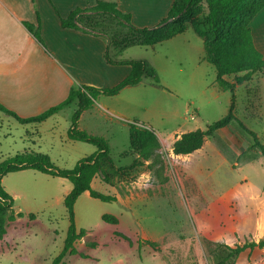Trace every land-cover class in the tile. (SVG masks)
<instances>
[{"label": "rangeland", "instance_id": "1", "mask_svg": "<svg viewBox=\"0 0 264 264\" xmlns=\"http://www.w3.org/2000/svg\"><path fill=\"white\" fill-rule=\"evenodd\" d=\"M206 12L203 5L192 17L202 19ZM99 19L101 23L95 25V30L109 37L123 35L126 31L111 17ZM187 32L195 37L191 29ZM146 47L132 46L115 57H143L148 50ZM181 49L183 47H171L176 53L164 62L167 68L156 71L160 84L166 83L167 90L151 86L146 78L134 94L141 105L139 112L146 117L141 127L155 135H165L162 131L171 129L176 122L184 132L204 130L228 111L231 93L221 90L216 83L214 66L206 61V65L196 68ZM232 78L227 77V80ZM253 84L236 89L235 114L257 133L264 145V120H261L264 91L252 94L248 88ZM174 108L181 109V117L172 114ZM42 112L31 110L25 115L31 117ZM190 115H194V119H190ZM107 122L108 125L95 124L88 119V114L83 122L90 129L89 133L109 143L112 163L107 169L111 180L115 181L111 184L114 195L119 198L118 202H103L83 195L75 203L78 228L89 230L76 246L82 251L98 253L95 257H100L97 263L89 264H264V247L246 248L238 255L233 252L238 246L264 238V157L260 153L253 159L241 155L248 146L233 125L219 129L205 139L199 150L186 155H176L158 142L143 160L129 147L127 124L130 122ZM69 127L68 112L53 115L44 122L21 123L0 111V162L26 149L48 155L59 168H72L96 148L89 143L69 141ZM244 136L251 138L245 133ZM1 185L9 194L14 189L20 191L13 198V210L30 209L29 212L44 224L53 226L54 241L47 250L54 256L58 254L68 228L62 194L64 185L71 187V182L28 169L7 173L1 178ZM98 190L113 194L106 186ZM103 214L119 219L116 230L107 228L108 224L101 219ZM32 229L38 234L33 239H40L42 224L36 222ZM34 245L46 248L41 241ZM99 248L102 250L96 251ZM0 264L23 262L11 258L9 262L0 260Z\"/></svg>", "mask_w": 264, "mask_h": 264}, {"label": "crops", "instance_id": "2", "mask_svg": "<svg viewBox=\"0 0 264 264\" xmlns=\"http://www.w3.org/2000/svg\"><path fill=\"white\" fill-rule=\"evenodd\" d=\"M96 1L0 0V103L2 105L13 112H17L20 117H29L25 115L26 112L31 110L42 112L65 99L69 89L73 86L90 85L99 88L113 86L129 73L130 67L128 65H124L127 68H120V70L119 68L108 70L109 66L117 67L119 65L106 63L104 51L107 40L105 37L61 26L60 17L67 16L75 8L83 10L92 7ZM106 1L114 2L117 10L128 14L131 23L140 28H151L160 24L166 18L172 3V0ZM24 22L31 24L34 28L38 27V38L28 31L23 24ZM249 27L254 46L264 56V8L252 18ZM189 29L192 30L189 27L184 32L167 40L147 46L148 50H146L143 57L131 59L144 60L153 66L156 71L164 70V68H167L164 62L171 59L172 53H176L171 50V47H183L181 50H184V57L192 60L196 68L206 65L208 62L205 59L203 40L193 30L195 37L199 40L189 34L187 32ZM128 49L130 47L123 51ZM93 60H95V65ZM142 83L143 80L136 85L127 86L113 96H99L90 109L81 113L77 123L78 128L90 132L86 124L83 125L87 114L88 119L95 124L102 122L105 123L104 125H108L107 121L112 120L116 122L123 121L124 124L130 122L145 125L144 120L146 117L139 112L141 106L139 99L134 97V94L138 93L137 87ZM149 84L152 86L151 83ZM252 84L253 87L248 88L252 94L258 95L260 91H264V68L254 74L250 81L240 85L248 87ZM161 85L160 89L167 90L166 83ZM240 85H236L235 91ZM76 107L74 101L53 115L68 112L71 118ZM188 107L189 104L186 107L187 111ZM251 107L255 109L253 104H251ZM180 111L181 109L176 110L174 108L172 114L181 117ZM263 118L261 120H264ZM164 131H162V134L165 133L163 136L155 133L160 146L170 150L173 142L182 133H185L180 123L177 122L171 129ZM113 183L115 181L112 180H110V183H105L99 176H95L91 181V187L99 191V187L106 186L113 191L111 185ZM71 189L72 184L71 187L64 185L63 200ZM10 194L13 196L12 198H16L20 191L14 189L10 191ZM83 195L87 197L89 192L85 191L79 197ZM109 195L115 196L116 201H119L118 196L114 195V191L113 194ZM26 210L28 211L13 210L14 214L22 212L23 216L16 217L15 220L8 223L6 233L0 239V260L9 262L11 258H16L21 260L23 264H48L57 255L54 256L47 250L50 243L54 241V228L44 224L34 213L35 217L29 219L27 215L31 212H29L30 209ZM117 220L116 224L107 223V228L116 230L115 226L119 223L118 218ZM36 222L42 224V232L41 238L35 240L33 238L37 237L38 234L32 229V225ZM76 227L80 229L77 224ZM88 232L89 230L85 234ZM38 241L46 246L45 250L41 246L39 248L35 247L34 244ZM75 247L77 253L67 255L64 258V264H89L90 262L97 263L100 260V257H95L98 256V253L92 254L90 251H82L77 248L76 244ZM99 250L102 249L99 248L96 251ZM105 259L107 261L110 259L107 250Z\"/></svg>", "mask_w": 264, "mask_h": 264}, {"label": "trees", "instance_id": "3", "mask_svg": "<svg viewBox=\"0 0 264 264\" xmlns=\"http://www.w3.org/2000/svg\"><path fill=\"white\" fill-rule=\"evenodd\" d=\"M203 5L206 15L199 19L193 15L200 12ZM264 8V0H172L166 18L155 27L140 28L134 26L128 14L121 13L114 2L97 0L95 5L86 9L75 8L67 16L60 17L63 28L75 29L85 33H93L106 38L107 45L104 59L110 65H128L129 73L116 84L110 87H95L80 85L71 87L65 99L48 107L42 113L21 118L13 111L0 103V111L14 117L21 123L42 122L51 115L62 110L72 102H76V109L70 118V127L67 138L73 141L89 143L96 150L77 161L72 168H59L55 166L48 155L24 150L13 157L0 162V238L6 233L9 221L22 217L23 213L14 214L12 196L2 187L1 178L9 172L32 169L42 174L53 177H62L69 180L72 189L64 197L63 203L68 219V228L60 252L48 264H64L67 255L77 253L75 244L82 238L86 231L77 229L75 224L74 205L78 197L85 191L95 199L103 202L116 201L113 195L99 192L91 187V181L99 176L105 183H110L111 177L107 165H111L110 146L106 139L95 136L78 128V119L83 111L90 109L99 96H113L123 88L140 83L144 79L151 84L162 87L153 66L138 59H117L115 56L131 46H152L167 40L187 28L192 30L203 40L205 59L211 63L216 72V83L223 90L231 93L227 113L217 121L211 123L206 129H195L182 133L172 144V152L176 155H186L201 148L205 139L210 138L219 129L226 125H233L242 137L248 148L241 153L248 159H253L260 153L264 157V145L259 141L256 132L247 128L235 114V88L252 79L253 75L264 68V56L254 46L250 31V21ZM111 17L126 28L123 35L109 37L105 32L95 30V25L100 24V17ZM24 26L36 38L39 37L38 27L24 22ZM112 50V51H111ZM232 76V80L227 77ZM129 147L137 151V156L147 159L150 150L158 141L153 131L134 123H128ZM248 134L251 138H245ZM244 136V137H243ZM133 163H136L135 161ZM132 163V164H133ZM29 219L35 215L29 213ZM101 219L106 223L116 224L117 218L112 214H103ZM263 248L264 238L257 242H250L233 249L235 255L248 248Z\"/></svg>", "mask_w": 264, "mask_h": 264}, {"label": "built area", "instance_id": "4", "mask_svg": "<svg viewBox=\"0 0 264 264\" xmlns=\"http://www.w3.org/2000/svg\"><path fill=\"white\" fill-rule=\"evenodd\" d=\"M194 117H195L194 115H190V119H194Z\"/></svg>", "mask_w": 264, "mask_h": 264}]
</instances>
